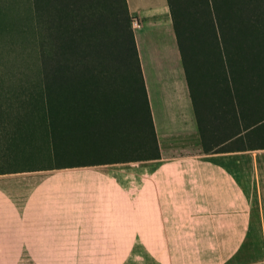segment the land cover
Wrapping results in <instances>:
<instances>
[{
  "label": "trees",
  "instance_id": "obj_1",
  "mask_svg": "<svg viewBox=\"0 0 264 264\" xmlns=\"http://www.w3.org/2000/svg\"><path fill=\"white\" fill-rule=\"evenodd\" d=\"M166 1L203 152L264 148V0ZM28 3L0 9V174L159 158L127 0Z\"/></svg>",
  "mask_w": 264,
  "mask_h": 264
},
{
  "label": "crops",
  "instance_id": "obj_2",
  "mask_svg": "<svg viewBox=\"0 0 264 264\" xmlns=\"http://www.w3.org/2000/svg\"><path fill=\"white\" fill-rule=\"evenodd\" d=\"M139 1L128 8L160 157L0 174V232L178 233L201 220L218 264H264V148L203 152L167 1Z\"/></svg>",
  "mask_w": 264,
  "mask_h": 264
},
{
  "label": "rangeland",
  "instance_id": "obj_3",
  "mask_svg": "<svg viewBox=\"0 0 264 264\" xmlns=\"http://www.w3.org/2000/svg\"><path fill=\"white\" fill-rule=\"evenodd\" d=\"M136 2L139 7L142 5L139 0H129V8H135ZM16 3L23 9L29 5L28 0H0V9ZM152 3L156 4V0ZM2 40L0 47H14L9 44H13L12 41ZM2 51L0 48V58L13 59L12 52L7 50V54L2 55ZM10 208L9 205L2 207L7 217ZM175 232L27 233L4 230L0 232V264H218L216 235L208 230L206 223L196 220Z\"/></svg>",
  "mask_w": 264,
  "mask_h": 264
},
{
  "label": "built area",
  "instance_id": "obj_4",
  "mask_svg": "<svg viewBox=\"0 0 264 264\" xmlns=\"http://www.w3.org/2000/svg\"><path fill=\"white\" fill-rule=\"evenodd\" d=\"M137 25H138L137 21L133 20V21H132V26L135 27V26H137Z\"/></svg>",
  "mask_w": 264,
  "mask_h": 264
},
{
  "label": "bare ground",
  "instance_id": "obj_5",
  "mask_svg": "<svg viewBox=\"0 0 264 264\" xmlns=\"http://www.w3.org/2000/svg\"><path fill=\"white\" fill-rule=\"evenodd\" d=\"M32 178V177H31ZM30 179V178H29ZM37 179V178H36ZM39 179V178H38ZM35 180V179H34ZM21 181V180H20ZM36 182V181H35Z\"/></svg>",
  "mask_w": 264,
  "mask_h": 264
}]
</instances>
